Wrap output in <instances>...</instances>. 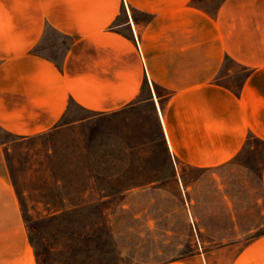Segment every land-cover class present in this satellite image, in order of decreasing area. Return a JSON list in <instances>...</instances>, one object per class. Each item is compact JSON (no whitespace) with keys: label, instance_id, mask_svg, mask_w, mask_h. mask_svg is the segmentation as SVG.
<instances>
[{"label":"crops","instance_id":"obj_1","mask_svg":"<svg viewBox=\"0 0 264 264\" xmlns=\"http://www.w3.org/2000/svg\"><path fill=\"white\" fill-rule=\"evenodd\" d=\"M225 59L246 72L235 89L219 81ZM77 108L125 112L127 124L142 111L159 141L158 154L143 144L146 171L183 186L151 182L117 200L110 234L130 263L200 264L178 260L191 222L223 248L264 226V154L258 167L239 159L250 139L264 143V0H0V130L24 138L85 124ZM4 144L0 264H36ZM156 157L166 168H150ZM234 260L262 264L264 233Z\"/></svg>","mask_w":264,"mask_h":264},{"label":"rangeland","instance_id":"obj_2","mask_svg":"<svg viewBox=\"0 0 264 264\" xmlns=\"http://www.w3.org/2000/svg\"><path fill=\"white\" fill-rule=\"evenodd\" d=\"M217 1L201 0L208 9ZM245 74L225 59L218 77L235 89ZM76 112L89 116L85 124L24 138L0 130L36 264H132L118 253L110 234L115 203L125 191L151 182L181 193L183 186L172 173L146 171L149 167L143 164L149 157L144 152L151 150H144L143 144H154L152 152L158 154L159 141L155 125L142 111L135 119L139 123L133 124H127L125 112L100 117L78 108ZM152 137L155 141L149 142ZM248 145L247 155L239 159L258 167L264 143L250 139ZM164 167L159 160L150 168ZM181 169L187 181L197 174L183 165ZM262 233L264 226L251 237ZM251 237L223 248L191 222L190 240L178 260L189 262L197 255L200 264H239L234 259Z\"/></svg>","mask_w":264,"mask_h":264}]
</instances>
